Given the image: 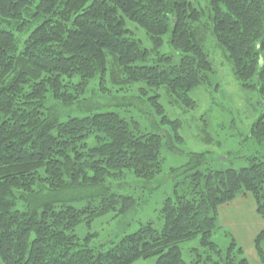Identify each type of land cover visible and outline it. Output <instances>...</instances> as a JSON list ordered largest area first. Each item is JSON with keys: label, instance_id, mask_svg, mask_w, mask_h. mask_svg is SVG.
<instances>
[{"label": "trees", "instance_id": "obj_1", "mask_svg": "<svg viewBox=\"0 0 264 264\" xmlns=\"http://www.w3.org/2000/svg\"><path fill=\"white\" fill-rule=\"evenodd\" d=\"M209 1L213 32L234 76L264 98V0ZM201 18L190 0H0L4 264H133L151 257L156 264H187L182 245L194 239L204 255L194 248L191 264H250L233 236L225 248L212 238L221 228L220 207L240 195H253L264 219L259 155L240 169H212L204 166L206 152L191 153L186 165L172 169L190 171V181L182 194L164 200L161 230L147 222L105 251L88 243L91 234L83 241L75 233L80 223L120 204V213L133 210L138 199L119 192L126 172L151 180L163 164V136L140 131L118 112L98 110L88 88L93 84L91 91L101 96L136 93L139 103L150 99L159 113L163 95L193 107L190 92L213 71ZM130 23L146 31L150 48ZM166 35L181 54L178 63L160 52ZM74 108L86 112L75 114ZM252 134L264 141V112ZM74 200L86 203L76 207ZM255 248L264 264V228Z\"/></svg>", "mask_w": 264, "mask_h": 264}, {"label": "rangeland", "instance_id": "obj_2", "mask_svg": "<svg viewBox=\"0 0 264 264\" xmlns=\"http://www.w3.org/2000/svg\"><path fill=\"white\" fill-rule=\"evenodd\" d=\"M190 1L202 11L200 24L207 33L204 47L213 66L207 81L190 92V96L195 101L193 107L182 103L172 104L167 96L163 95L160 103L164 107V112L159 113L156 106L150 105V99H144L139 103L135 99L136 93L113 91L115 96H101L91 91L93 84L88 88L86 96L92 98V103L98 106V110L118 112L128 118L135 127L134 121L140 131L158 132L163 136L161 172L156 178L146 180L128 170L123 180L124 185L119 189L120 194L132 195L138 199L136 207L123 214L120 213V204L115 210H110L90 224L82 222L76 227L75 233L83 241L91 234L88 243L98 249L104 251L110 249L124 235L137 231L141 225L150 221L156 229L163 228L164 219L161 209L164 200L167 197H175L177 191L182 194L190 181V177H187L190 171L175 172L172 169L186 165L191 153L206 152L208 162L204 166L212 169H240L249 165V156H264V141L258 140L252 134L254 123L264 112V98L257 88H244L234 76L232 62L225 50L218 45L213 32L210 1ZM129 27L135 31V36L144 46L151 47L150 38L144 29L136 28L132 23ZM167 40L166 35L160 52L172 56L173 62L178 63L181 54L174 51ZM151 57L156 58V55ZM155 93L156 91L152 90L150 95ZM143 97L146 98L147 94ZM85 112L74 108L75 114ZM72 203L76 207H82L86 201L74 200ZM237 204L241 205L240 202H235L224 207L226 211L228 210L231 223L226 227L220 225L221 228L216 230L212 240L225 248L231 243L233 234L242 238L241 244L250 264H259L260 260L258 263L248 253L250 252L247 246L248 240L242 237L238 229V227L242 229V224L245 223L254 230L259 224V218L256 214H252L253 212H249L250 220L247 217L243 218L242 212L236 217L233 206ZM242 204L246 206L245 215H247L251 204L249 200H245ZM182 247L183 259L187 264H191L196 258L194 248L198 247L201 253L204 251L198 239L187 241ZM0 264H4L1 258ZM133 264H156V258L139 259Z\"/></svg>", "mask_w": 264, "mask_h": 264}, {"label": "crops", "instance_id": "obj_3", "mask_svg": "<svg viewBox=\"0 0 264 264\" xmlns=\"http://www.w3.org/2000/svg\"><path fill=\"white\" fill-rule=\"evenodd\" d=\"M251 196V197H250ZM242 200V201H241ZM245 200H249V203L251 204V207L249 210H247L248 214L245 215V211H246V206L243 205L242 203ZM235 202H240V204H237L236 206H233V209L235 211V215L236 217L240 216V212H242L243 218L247 217L250 220V216H249V212H253L252 214H256L259 218V224L256 225V227L254 228V230L252 228H250L249 226L247 227V225L245 223L242 224V229H239L240 234L242 235V237L246 238L248 240L247 246L250 248V253L254 260H256L259 263V258L256 252V248H255V238L258 235V233L264 228V219L258 214L257 209H256V201L253 197V195L250 194H245V195H240L237 198H235L232 202H230L231 204H234ZM225 204L222 205L219 209L218 212V221L220 222V225L222 227H226L228 225H230L231 221L228 217V210L226 211V209H224L225 206H229V204ZM254 223V220H253ZM234 235V234H233ZM232 235V236H233ZM236 235H234L233 237L236 239V241L238 242V244H240L243 247V244H241L242 242V238H238ZM244 248V247H243ZM245 251V250H244ZM250 262V261H249ZM260 264V263H259Z\"/></svg>", "mask_w": 264, "mask_h": 264}]
</instances>
